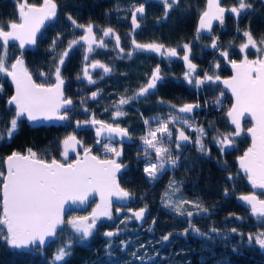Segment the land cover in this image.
Here are the masks:
<instances>
[{"label": "trees", "instance_id": "1", "mask_svg": "<svg viewBox=\"0 0 264 264\" xmlns=\"http://www.w3.org/2000/svg\"><path fill=\"white\" fill-rule=\"evenodd\" d=\"M28 2L39 5L42 0H28ZM55 2L58 6L56 21L47 25L33 50L23 52L25 65L37 83H55L54 55L58 56L65 50L68 41L73 39L74 35L79 38L83 34L82 29H74L71 26V22L67 19L68 15H72L81 24L87 25L92 22L97 27L100 37L102 28L112 27L120 36V47L123 49H125L123 39L131 33V38L139 43L155 41L166 47H175L179 53L176 58L165 60L146 52L132 50L133 55L129 58L127 53H121L119 48H116L113 38L111 40L107 38V49H95L89 60H99L110 66L112 72L104 75L103 79H100L101 70L95 72L92 77L97 83L89 84L83 78V68L88 64L84 60L86 48L77 46L61 66V76L66 82L65 96L74 102L70 119L60 126H42V128H31L27 122H24L13 139L0 141V172L5 173L4 160L8 155L14 151L27 154L28 148L36 151L39 158L47 159L49 162L52 158L62 163L73 162V157H69L66 161L61 155L62 141L68 135H75L83 143L84 148L96 143L94 131L78 130L75 126L76 121H84L95 115L99 120L112 122L113 102L122 94L132 95L159 65L164 79L158 82L156 92L147 98L146 103L133 101L125 105L124 111L128 114L117 121L121 127H127L132 133V142L124 147L121 160V163L128 167L119 175L118 181L121 187L134 193L128 205L131 210L136 211L147 206L146 218L141 225L134 218L121 222L123 218L131 215H126L122 219L99 221L92 237L84 243L73 242L72 254L66 258L64 264H141L139 260L133 261L131 255L133 251H137L140 244H144L145 248L139 249L138 255L146 251L147 257L153 258L148 264H264V250L258 245H249L247 242L249 233L255 235L264 231V226H261L260 220L249 217L248 210L236 202L239 195L249 193L250 189L245 181L246 177L236 171L234 159L242 155L250 141L244 134L236 137L235 146L227 149L221 156L213 140L217 130L220 132L233 130L226 116L233 101L221 88L219 82H209L196 88L183 79L187 69L181 58L182 43L191 46L190 60L197 65V74L201 77L204 72L214 73L220 78L231 75L223 60L218 57L214 59L212 50L205 47L203 51L200 45H197V23L200 12L205 8L206 0H180V4L169 12L166 19L160 0H55ZM248 2L253 4V9L247 10L238 18L231 13L226 14L225 31L220 33L216 29L214 32L219 37L221 50L229 52L230 60L240 61L245 55L239 50V45L246 42L243 36L245 29L250 30L258 42L264 39V0H248ZM141 3L146 5L147 15L141 21L143 26L133 32L131 12L133 5L138 6ZM235 3L236 0H223L222 5L228 8ZM15 4L16 0H0V24L6 25L10 20L17 18ZM237 28L240 31H237ZM58 34L60 40L57 42L56 51L50 52L52 41ZM202 37L204 46L211 44L210 37ZM20 52L17 45L10 44L9 63L14 62V58L19 56ZM246 53L249 60L260 55L251 47ZM214 60H216L214 66L207 69L209 63L212 64ZM215 64H219V67H215ZM41 72L45 75L41 76ZM78 75L81 79H77ZM0 85L3 86V92H0V128H3L11 118V114L7 111L6 100L13 95V88L9 79L3 74H0ZM98 89L101 90L99 98L92 100L91 93ZM220 91L224 92V96L221 98L222 104L217 106L215 100L219 97ZM159 99H163L166 103L157 104ZM167 102L177 105L183 103L200 105L191 115L195 117L193 120L195 125L202 124L208 132L203 141L209 154L205 155L197 151L194 142L186 143L179 150L178 167L168 169L159 180L149 183L143 171L146 160L139 138L147 130L143 123L144 119L167 116ZM85 108L88 109L87 112L84 111ZM105 108L109 111H105ZM249 126L250 123H244V129ZM190 136L193 138V133ZM176 151L174 149V153ZM225 162L228 171L224 170ZM229 174L233 176L231 181L227 179ZM172 179L178 182L177 187L180 188V193L177 195H182L188 200L198 199L209 210L207 214L201 213L192 217L196 227L204 233H208L211 227H216L220 231V236L209 233L213 238L208 239L191 230L187 235L182 234L184 229L188 228L187 218L177 216L175 212L164 208L161 204V195ZM2 180L3 177H0V181ZM1 187L2 183H0V191ZM226 188L227 196L224 194ZM1 200L0 194V208H2ZM193 211L195 212V209ZM74 214L78 215L76 212ZM236 217L242 219L238 220ZM153 220L156 221L154 226ZM149 227H153V231L149 232ZM232 227H236L238 232L232 233ZM117 230L119 235L111 238L112 248L106 251L109 238L103 233ZM68 231L65 225L64 233L52 240L48 247L37 248L30 253L14 252L0 240V264H50L54 252L67 239ZM169 232L172 233L169 240L162 241L161 237ZM238 233H243V237ZM121 241L129 242L127 249L122 247Z\"/></svg>", "mask_w": 264, "mask_h": 264}, {"label": "snow or ice", "instance_id": "2", "mask_svg": "<svg viewBox=\"0 0 264 264\" xmlns=\"http://www.w3.org/2000/svg\"><path fill=\"white\" fill-rule=\"evenodd\" d=\"M164 9V18L168 17L169 12L177 5L180 0H160ZM17 18L10 20L6 25L0 24V74L9 77L15 86L14 94L6 100L7 111L11 114V118L7 121L6 126L0 128V141L11 140L19 132L24 122L29 124H38L40 122L51 121H68L70 112L74 108V102L64 94V79L61 76V66L65 63V58L77 46L86 47L84 60L89 61L90 57L87 53L94 52L93 45L96 48H107L105 38H114L116 48L123 53L124 49L120 47V36L116 34L112 27L102 28V36L97 39L94 31V25L89 22L87 25L78 23L72 16L68 15L67 19L71 22L74 29H82L83 34L68 41L67 48L54 55L56 64L54 65L55 83L45 84L37 83L33 80L28 68L23 60V51L14 58V62L9 63L8 48L10 42H17L18 47L23 50L26 46H36L38 34L41 29L49 21L57 18V4L55 0H42L39 5L31 4L28 0H16ZM253 4L248 0H236L231 7L222 6L221 0H206L205 8L200 12L198 28L196 30L197 38L201 32H212L213 22L218 21L220 25L225 22V14L231 13L235 17H240L242 13L253 9ZM139 14V16H138ZM145 15V6L143 3L133 5L131 12L132 31L140 27L138 19ZM237 31H240L237 28ZM131 35V33H129ZM246 42L239 45L241 53H245L243 60L237 63L235 60L229 59V52L221 50L220 56L224 60L231 63L234 75L231 79L221 80L219 75L204 72L202 77L197 74V65L190 60L191 46L188 43L183 44L182 60L187 66V71L183 75V79L188 84L200 88L206 83L220 82L225 88L231 91L234 97V103L226 112L229 122L234 125V129L228 132H220L213 137L221 156L225 154L227 149L233 148L236 144V137H240L244 133L241 119L245 114L251 117V127L247 128V135L251 138V144L237 157L239 169L247 177L248 183L253 189L262 190L259 195L255 192L248 195H240L238 199L243 204L250 207L251 215L261 221L264 226V39L259 42L248 29L243 31ZM60 40L59 34L52 41L49 48L50 52L55 53L57 42ZM83 42V43H81ZM133 50L140 52L155 53L162 58H173L179 55L177 48L166 47L162 43L150 42L139 43L132 39ZM211 47L219 49L216 39H212ZM251 47L260 55L258 58L249 60L246 50ZM133 51H129L127 56L130 58ZM123 58V57H121ZM93 70L102 69L100 79L104 75L110 74L112 68L101 63L99 60H92L83 68V78L87 79L89 84H96L89 73L88 68ZM215 67H219L216 64ZM41 76L45 73L41 72ZM77 79H81L78 75ZM164 79L159 65L151 72L146 81L134 91L132 95L122 94L118 100L112 104L111 119L113 123H107L95 118L84 121H76V127L83 125H91L96 129V143L101 144L105 153H112L115 158L105 155L103 158L94 155L91 148H84L83 157L79 154L74 162L62 163L55 158L49 162L47 159L39 158L36 151L32 148L26 150L27 154L20 152H12L6 157L4 163L7 166V174L0 172L3 177L2 183V208H0V240L4 242L14 252L25 253L32 252L37 248H42L49 240H55L64 233V225L69 229L67 239L54 252L50 264H64L67 257L72 254L73 242L84 243L93 236L94 230L97 228V222L104 217L112 219V197L120 201H127L134 195L131 191L121 187L117 173L121 172L126 165L118 163V159L122 156V143L124 140H131L132 133L127 127H121L115 121L126 116L128 113L124 111V106L133 101L147 102V98L152 96L158 86V82ZM0 92H3V86L0 85ZM101 94V90L93 91L91 99L97 100ZM224 92L220 91L219 97L215 100V105L222 104L221 98ZM83 104V101H81ZM166 102L159 99L157 104L164 105ZM168 113L166 117H151L144 119L146 133L139 139L142 141L144 148L142 149L146 163L144 165V174L149 183L156 182L169 169L178 167L180 155L179 150L186 143H195L197 151L208 155L209 151L203 142L208 132L203 126L195 125L191 113L200 107L199 104L183 103L177 105L167 102ZM84 111H88L87 108ZM105 111H109L105 108ZM184 114V115H181ZM143 116V114H141ZM155 124V127H152ZM99 125V127H96ZM211 127V125H209ZM186 131L196 133L193 141ZM103 138V140L101 139ZM118 138V139H117ZM121 144V148L115 145ZM174 144L176 153L173 152L170 145ZM83 147L81 141L75 135H68L62 141L61 155L64 160H68L69 151H75V146ZM155 157L153 159L152 153ZM167 166V167H166ZM224 170L228 171L226 162ZM229 181L233 180L231 174L228 175ZM178 182L175 179L169 181L165 191L161 195V204L164 208L175 212L177 216L187 218L188 228H185L183 235L191 232L206 236L208 239L213 237L209 233L220 236V231L216 227H211L208 233L201 232L192 221L194 215L201 213L207 214L208 209L202 202L197 200L185 199L177 187ZM92 193H98L100 203L92 210L90 216L71 217L67 220L64 218L65 204L71 201L73 204L79 202L84 204L88 196ZM225 196L228 195V189L224 190ZM175 197V198H174ZM187 205L188 207H185ZM195 209V212L193 211ZM117 213L120 208H117ZM130 217L124 220L143 221L145 213L148 211L147 206L139 210L132 211ZM240 220L242 217H236ZM155 220L152 221L154 226ZM148 231H153V227H149ZM232 233H237L236 227H232ZM243 237V233H238ZM103 235L109 238L106 244V251L112 248L111 238L119 235L116 232L107 231ZM172 233L161 237L162 241H168ZM225 239L227 237H224ZM249 245H258L264 250V231L253 235L249 233L247 236ZM129 242L121 241L124 249H127ZM145 248L144 244L138 246L137 251L131 253L133 261L139 260L141 264H148L152 257H147V252L138 255L139 249ZM235 250V249H234ZM111 255V252H108ZM147 257V259H146Z\"/></svg>", "mask_w": 264, "mask_h": 264}, {"label": "water", "instance_id": "3", "mask_svg": "<svg viewBox=\"0 0 264 264\" xmlns=\"http://www.w3.org/2000/svg\"><path fill=\"white\" fill-rule=\"evenodd\" d=\"M223 2V0H221V3ZM56 3V2H55ZM145 6V5H144ZM223 6V5H222ZM57 11H58V6H57ZM145 12H146V8H145ZM57 14H58V12H57ZM226 14H228L227 12H226ZM225 14V19H226V15ZM138 16H139V14H138ZM145 16V15H144ZM144 16L143 17H140V18H144ZM139 18V19H140ZM57 19V18H56ZM56 19L54 20V21H49V22H47L46 24H45V27L44 28H42L41 29V33L44 31V29L47 27V25H50V24H52L53 22H55L56 21ZM216 27H219L220 28V30L221 31H224L225 30V22H224V24L223 25H220V23L218 22V21H214L213 22V27H212V31L216 28ZM202 34H204V36H209L211 33H207V32H201ZM40 35L41 34H38V39H39V37H40ZM38 42V41H37ZM81 43H83V42H81ZM10 44H12V45H17L18 46V43L17 42H10L9 43V45ZM86 46V45H85ZM36 46H26L23 50H21L20 48V50L21 51H23V52H25V51H29V50H33L34 48H35ZM93 47L94 48H96V46L95 45H93ZM224 62H225V65H226V67L227 68H229V70H230V72H231V75L230 76H227V77H225V78H221V80H225V79H231V77L235 74L234 73V70L232 69V66H231V63L229 62V61H226V60H224V58L222 57V56H219ZM256 59V58H255ZM243 60V59H242ZM242 60H240V61H236L237 63H240ZM253 60V59H252ZM26 66V65H25ZM97 69H99V68H97ZM88 70H91V71H95V70H93L91 67L88 69ZM8 79H9V81H10V83H11V85H12V87L11 88H13V94H14V91H15V86L12 84V82H11V79L9 78V77H7ZM33 78V77H32ZM34 80V79H33ZM65 84H66V82L64 83V94H65ZM219 84L221 85V88L226 92V94H228L229 96H230V98L232 99V101H233V103H234V97H232V94H231V91L229 90V89H227V88H225L224 87V85L222 84V83H220L219 82ZM232 103V104H233ZM231 108V107H230ZM227 119H228V117H227ZM66 121H51V122H40V123H38V124H29L28 122H27V124L31 127V128H39V127H41L42 128V126H46V127H50V126H60V125H63L64 123H65ZM228 122H229V120H228ZM246 122H249L250 123V125H251V117L248 115V114H245L243 117H242V119H241V124H242V127L244 128V123H246ZM229 124H230V126L232 127V129H234V125H232L230 122H229ZM76 126V125H75ZM96 127H99V125H97ZM249 127H251V126H249ZM77 128V127H76ZM78 130H82V129H95L94 127H92L91 125H83V126H81L80 128H77ZM246 137H247V139H249V141H250V144H251V138H250V136H248L247 135V129H244V133H243ZM242 134V135H243ZM241 137V136H240ZM78 139V138H77ZM102 140H103V138H101ZM118 139V138H117ZM79 140V139H78ZM80 141V140H79ZM130 141L131 140H124L123 142H125V144H127V143H130ZM83 144V143H82ZM250 144H249V146H250ZM84 146V145H83ZM248 146V147H249ZM247 147V148H248ZM83 148L84 147H81L80 145H76L75 146V151H69V154H68V158L69 157H74L75 158V160H76V158H77V156H78V154H79V157L80 158H82L83 157ZM82 151V153H81V155H80V152ZM246 151V150H245ZM243 154V153H242ZM239 157V156H238ZM74 160V161H75ZM235 160V164H236V166H237V170L236 171H238V173L239 174H241L242 176H245V174L242 172V170H240L239 169V165H238V160H237V158L236 159H234ZM73 161V162H74ZM127 167L128 166H126V168H123L122 170H121V172H119V173H117V178L119 177V175H121L126 169H127ZM7 174V166H6V164H5V175ZM246 177V176H245ZM246 183H247V185H248V187H249V193H246V194H241V195H248V194H251V193H253V192H255V193H257L258 195H259V193L262 191V190H260V189H253L252 187H251V185L248 183V180H247V177H246ZM1 196H2V188H1ZM240 196V195H239ZM238 196V197H239ZM238 197H237V201L236 202H238L242 207H244L245 209H247L248 211V215H249V217H251V218H253V219H257L256 217H254V216H252L251 215V212H250V207L249 206H247V205H245V204H243V202H241L239 199H238ZM131 200H132V198L131 199H129V200H127V201H120V200H117L115 197H112V207L113 206H118V207H120V208H125V207H127L129 204H130V202H131ZM93 201H97V204H99L100 203V196H99V194L98 193H92V194H90L89 196H88V199H87V201L84 203V204H79V202H77V203H75V204H73L71 201H69L68 203H66L65 204V212H64V218H65V220L67 219V217H68V215H69V213H71V212H77V213H84V212H86L87 210H88V208L90 207V205H91V203L93 202ZM96 204V205H97ZM96 207V206H95ZM94 207V208H95ZM111 207V212H112V210H113V208ZM93 208V209H94ZM126 212H128L129 213V215H132V212L130 211V209L128 210V211H123V210H120V212L118 213V217H121L123 214H125ZM91 215V214H90ZM90 215H87V216H90ZM147 215V212L145 213V216ZM104 219V217H102V218H100V220H103ZM145 220V219H144ZM144 220L143 221H136L137 223H139L140 225L144 222ZM65 226V225H64ZM63 226V227H64ZM52 242V240L50 239L49 240V242L48 243H46V245H44L41 249H45L46 247H48L49 246V244Z\"/></svg>", "mask_w": 264, "mask_h": 264}, {"label": "flooded vegetation", "instance_id": "4", "mask_svg": "<svg viewBox=\"0 0 264 264\" xmlns=\"http://www.w3.org/2000/svg\"><path fill=\"white\" fill-rule=\"evenodd\" d=\"M222 4H223V2H222ZM145 8H146V5H145ZM229 14V13H228ZM146 15H147V8H146V12H145V16H144V18H140V19H138V22H139V24H140V26L142 25L143 26V23L141 22L142 20H144L145 18H146ZM227 17V16H226ZM165 20V19H164ZM198 21H199V18H198ZM96 26H94V31L96 32V34H97V39H99L100 38V36L98 35V33H97V30H96ZM197 28H198V23H197ZM219 30H220V28L219 27H217ZM215 30H216V28L212 31V33L209 35V36H205V37H210L211 39H213V38H215L216 39V42H217V44L218 45H220L219 44V42H218V40H219V37L218 36H216V34H214V32H215ZM225 31V30H224ZM224 31H221L222 33L224 32ZM83 32V31H82ZM202 36H204V34H202L201 33V35H200V37L199 38H197V36H196V40H197V45H200L199 47H200V49L201 50H205V47H207L209 50H212L213 52H214V59H215V57H218L219 59H221L219 56H220V51H221V46L219 47V49H213L212 47H211V44L210 45H206V46H204V44H203V37ZM110 38V37H109ZM108 38V39H109ZM106 39L107 38H105V41H106ZM114 39V38H113ZM132 39H134L133 37L131 38V36L129 35V34H127V36H126V38L125 39H123V42H124V45H125V49H124V52L125 53H128L129 51H132L133 50V45H132ZM110 40H111V38H110ZM121 40V39H120ZM114 41H115V39H114ZM121 42V41H120ZM116 43V42H115ZM212 43V42H211ZM121 44V43H120ZM182 46H183V43H182ZM180 47L181 49H183V47ZM85 48L87 47V46H84ZM94 49H100V48H94ZM107 49V48H106ZM130 49V50H129ZM127 50H129V51H127ZM135 51H138V50H135ZM178 51V50H177ZM86 53V52H85ZM93 53V52H92ZM92 53H87L89 56L92 54ZM147 53V52H146ZM191 53H192V51H191ZM191 53H190V55H191ZM201 53V52H200ZM149 55H153V56H155V57H157L158 59H165V60H172L173 58H176V57H173V58H162L161 56H159V55H157V54H155V53H148ZM244 58V57H243ZM242 58V59H243ZM241 59V60H242ZM222 60V59H221ZM215 61L216 60H214L213 62H212V64H210L209 63V65H208V67H207V69H210L209 67H211L212 65L214 66V63H215ZM92 61L91 60H89V61H87L86 63H88V64H90ZM102 63V62H101ZM87 64V65H88ZM224 64H225V62H224ZM216 65V64H215ZM226 66V65H225ZM90 68V67H89ZM88 68V69H89ZM186 69H187V67H186ZM229 69V68H228ZM101 70V72H102V69H96L95 71H91V70H88L89 71V73L91 74V75H93L95 72H97V71H100ZM202 87V86H201ZM184 115V114H183ZM92 118V116L91 117H89V119H91ZM96 118V117H95ZM122 118V117H121ZM121 118H119V120L121 119ZM97 119V118H96ZM99 120V119H98ZM119 120H117L118 122H119ZM103 121V120H102ZM117 121H115V123H118ZM104 122H106V121H104ZM107 123H113V121L112 122H107ZM246 123H249V122H246ZM91 130H93L94 131V133H95V135H96V129H91ZM96 139H97V137H96ZM195 138H194V136H193V140H194ZM131 142H132V140H131ZM96 144V143H95ZM95 144L93 145V146H90V148H92V147H94L95 146ZM117 148H121V145H118V144H116L115 145ZM126 145L125 144H123L122 145V153L124 154V147H125ZM89 148V147H88ZM83 151H84V148H83ZM96 151V152H95ZM103 152H104V149H103V147H102V145L101 144H99V145H97V147H95V148H93V154L94 155H97V156H99V157H101V158H103L105 155L103 154ZM81 153H82V151L80 152V155H81ZM123 154H122V156L118 159V161H119V163H121V160H122V158H123ZM108 157H114L113 156V154L112 153H109L108 155H107ZM74 158V157H73ZM74 160H75V158H74ZM73 160V161H74ZM2 188V187H1ZM0 194H1V191H0ZM1 199H2V196H1ZM92 203H94V205H92ZM91 203V205H90V207L88 208V211L86 212V214H84V213H77L78 215L76 216L74 213L75 212H71V213H69V215H68V217H67V219H69V218H71L72 216L73 217H79V216H87V215H90L91 213H92V210H93V208L96 206V204H97V201H93ZM1 205H2V200H1ZM113 208V210H112V219L111 220H115V219H119V218H123V217H125L126 215H129V213L128 212H126L125 214H123L121 217H118V213H117V208H118V206H113L112 207ZM120 208V207H119ZM130 209V207H125V208H120V210H123V211H128ZM133 211V210H132ZM130 216V215H129ZM66 219V220H67ZM103 220H109V219H107V218H104ZM99 221H102V220H98V222ZM98 222H97V224H98Z\"/></svg>", "mask_w": 264, "mask_h": 264}, {"label": "rangeland", "instance_id": "5", "mask_svg": "<svg viewBox=\"0 0 264 264\" xmlns=\"http://www.w3.org/2000/svg\"><path fill=\"white\" fill-rule=\"evenodd\" d=\"M181 115H183V114H181ZM191 115V114H190ZM191 117H192V119L193 120H195V117H193L192 115H191ZM195 123V122H194ZM152 127H155V124H152ZM193 132H191V131H186V134H188V135H190V134H192ZM192 140H193V138H192ZM195 140V139H194ZM141 148L143 149L144 148V145L142 144V141H141ZM170 147L172 148V150H173V152H174V149H175V145L174 144H172V145H170ZM197 147V146H196ZM103 154L104 155H108L109 153H105V151L103 152ZM152 156L153 157H155V154H154V152L152 153ZM154 159V158H153ZM180 162V161H179ZM167 167V166H166ZM169 169H171V168H169ZM146 218V217H145Z\"/></svg>", "mask_w": 264, "mask_h": 264}, {"label": "bare ground", "instance_id": "6", "mask_svg": "<svg viewBox=\"0 0 264 264\" xmlns=\"http://www.w3.org/2000/svg\"><path fill=\"white\" fill-rule=\"evenodd\" d=\"M225 21H226V19H225ZM216 29H218V28L216 27ZM218 30H219V29H218ZM219 32L222 33L221 30H219ZM185 66H186V65H185ZM186 67H187V66H186ZM86 80H87V79H86ZM196 125H197V126H202V124H196ZM95 136H96V135H95ZM193 136H194V138H196V133H195V132H193ZM203 142H204V141H203ZM130 143H131V141H130ZM123 144H125V142H123L122 145H123ZM127 144H129V143H127ZM97 145H99V144L96 143L95 146L91 148V149H92V152H93V148L97 147ZM118 145H121V144H118ZM125 145H126V144H125ZM89 148H90V147H89ZM111 158H115V157H111ZM118 163H119V161H118Z\"/></svg>", "mask_w": 264, "mask_h": 264}]
</instances>
